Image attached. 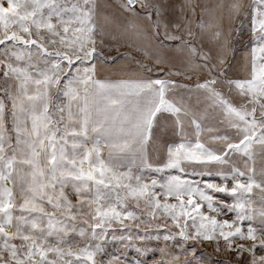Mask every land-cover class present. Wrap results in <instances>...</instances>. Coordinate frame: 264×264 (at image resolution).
Segmentation results:
<instances>
[{
  "label": "snow or ice",
  "instance_id": "snow-or-ice-1",
  "mask_svg": "<svg viewBox=\"0 0 264 264\" xmlns=\"http://www.w3.org/2000/svg\"><path fill=\"white\" fill-rule=\"evenodd\" d=\"M206 244L264 264V0H0V264Z\"/></svg>",
  "mask_w": 264,
  "mask_h": 264
},
{
  "label": "rangeland",
  "instance_id": "rangeland-1",
  "mask_svg": "<svg viewBox=\"0 0 264 264\" xmlns=\"http://www.w3.org/2000/svg\"><path fill=\"white\" fill-rule=\"evenodd\" d=\"M205 2L211 4L215 3L216 0H205ZM121 51H130V49L122 48ZM110 251H114V249L110 247ZM199 253L207 259L208 264H226V261L229 259V257L225 256L223 253L215 252L213 248L207 244L200 248ZM130 255H134V253H130Z\"/></svg>",
  "mask_w": 264,
  "mask_h": 264
}]
</instances>
